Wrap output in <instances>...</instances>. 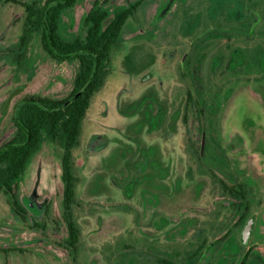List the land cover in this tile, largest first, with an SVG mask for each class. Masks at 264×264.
<instances>
[{"label": "rangeland", "instance_id": "374dc122", "mask_svg": "<svg viewBox=\"0 0 264 264\" xmlns=\"http://www.w3.org/2000/svg\"><path fill=\"white\" fill-rule=\"evenodd\" d=\"M96 1L64 11L65 40L84 36ZM103 1L111 13L140 7L74 151L77 249L67 245L62 149L44 140L19 182L25 219L0 193V264H241L249 245L245 264H264V0ZM26 18L22 4L0 2V146L25 96L72 88L75 66L51 59L40 33L20 53ZM215 173L245 185L241 225ZM232 244L242 254L233 259Z\"/></svg>", "mask_w": 264, "mask_h": 264}, {"label": "trees", "instance_id": "16d2710c", "mask_svg": "<svg viewBox=\"0 0 264 264\" xmlns=\"http://www.w3.org/2000/svg\"><path fill=\"white\" fill-rule=\"evenodd\" d=\"M8 3L14 0H6ZM62 0H34L33 3L25 4L27 18L24 33L21 38V46L27 44L35 33L41 34V44L46 54L57 62H69L75 66L74 78L70 93L64 98L25 96V99L39 101L48 109H57L67 100L79 92L89 81L95 65V57L90 53H83L70 58L57 57L50 48V41L43 23L42 13L46 6ZM97 0L84 19L85 34L74 40H65L60 31L61 18L64 11L73 7L77 0H68L50 8L46 14V21L52 33L57 52L63 55L90 51L97 55L98 70L96 77L83 95L59 112H48L35 103H26L19 110L21 124L31 133L28 144L10 148L0 154V193L8 198L15 214L25 219L24 206L19 199V182L24 174L29 160L40 150L44 140L59 146L61 153V170L64 185L63 194V218L68 227L69 238L68 250L75 252L80 241L81 233L74 221L73 208L78 205L77 187L79 177L74 151L80 145L83 123L92 105L95 95L104 86L108 66L111 61L112 51L120 43L121 33L134 14L140 7V3L132 6L117 8L113 13L106 8V1ZM191 92L188 93V101H193ZM14 133L10 140L0 146V149L11 144H24L27 133L18 125L13 118ZM226 194V183L218 177ZM226 187V188H225ZM167 263L166 261H162ZM168 264H173L168 262Z\"/></svg>", "mask_w": 264, "mask_h": 264}, {"label": "water", "instance_id": "95a60500", "mask_svg": "<svg viewBox=\"0 0 264 264\" xmlns=\"http://www.w3.org/2000/svg\"><path fill=\"white\" fill-rule=\"evenodd\" d=\"M68 0H62V1H59V2H54L48 6L45 7V9L43 10V13H42V19H43V23H44V26L46 28V31H47V34H48V38H49V41H50V48L52 50V52L59 58H70V57H74V56H77V55H80V54H83V53H90L92 54L94 57H95V65H94V70H93V73L89 79V81L87 82V84L79 91L77 92L73 97H71L69 100H67L62 106H60L59 108L57 109H48L46 107H44L39 101L37 100H34V99H27L25 100L24 102H22L18 107H17V110H16V121L18 123V125L27 133V140L24 144H20V145H17V144H11V145H7L5 147H3L2 149H0V154L2 152H4L5 150H8L10 148H14V147H18V146H22V145H26L29 143L30 139H31V133L21 124L20 122V119H19V110L20 108L26 104V103H35L37 104L39 107H41L42 109L48 111V112H59V111H62L64 110L67 106H69L72 102H74L78 97H80L81 95H83V93L86 92V90L89 88V86L92 84V82L94 81L95 77H96V74H97V70H98V58H97V55L93 52H90V51H80V52H77V53H71V54H68V55H63V54H60L59 52H57L56 48H55V44H54V40H53V37H52V33L48 27V24H47V21H46V14L48 12V10L54 6H58L60 4H65ZM252 226H253V221H250L248 223V225L246 226L245 230H244V233H243V236H244V241L247 242L250 238V235H251V231H252ZM251 248L246 252L245 256H244V259L242 260L241 264H245V262L248 260L249 256H250V253H251Z\"/></svg>", "mask_w": 264, "mask_h": 264}, {"label": "flooded vegetation", "instance_id": "af4514ba", "mask_svg": "<svg viewBox=\"0 0 264 264\" xmlns=\"http://www.w3.org/2000/svg\"><path fill=\"white\" fill-rule=\"evenodd\" d=\"M0 2H3V3H8L6 0H0ZM9 3H19V4H22L23 5V7L25 8V4H26V2H20V1H18V0H14V1H12V2H9ZM33 3V2H32ZM29 4H31V3H29ZM26 10V9H25ZM27 13V12H26ZM26 22V21H25ZM24 27H25V25H24ZM23 33H24V28H23V32H22V35H21V38H22V36H23ZM20 46H19V51H20V53H25V46L24 47H22L21 46V39H20V44H19ZM23 51V52H22ZM19 52H17V55H18V57H22L23 55L22 54H18ZM13 95H15V94H13ZM11 98H13V96L12 97H10V99ZM9 99V100H10ZM9 100H8V102L6 103V105H5V107H7L8 105H9ZM25 100H27V99H25ZM24 99H22L20 102H18V104L16 105V108H15V120H16V110H17V107L22 103V102H24L25 101ZM25 105V104H24ZM5 107H4V110H5ZM17 122V121H16ZM2 149V148H1ZM216 177H217V179H218V175L215 173L214 174ZM221 177V176H220ZM223 178L221 177V180H222ZM219 180V179H218ZM225 181V180H224ZM219 183H220V181H219ZM225 183H226V189L228 190V192L226 193V194H224L223 193V188H222V186H221V184H220V186H221V192H222V196L223 197H227V198H229V201L231 202V207L232 208H234V209H236V210H240L241 211V214H240V216H239V219H238V225H241L244 221H245V219H246V217H247V212H248V208H249V200H248V194H247V191H246V187H245V185H243V184H238V185H234V184H232V183H228V182H226L225 181ZM250 221H253V219L251 218V219H249L248 221H247V224H246V226L248 225V223L250 222ZM246 226H245V228H246ZM245 228H244V230H245ZM253 228H254V222H253V226H252V231H253ZM244 230L242 231V245L243 246H248L250 243H248L250 240H248L247 242H245L244 241V236H243V233H244ZM252 231H251V233H252ZM250 239V238H249ZM254 245H249L248 246V249L244 252V254L242 255L241 254V252H239L240 251V249L238 248V246H236V245H234L233 246V244L231 245V251H232V254H231V258L233 259V257L237 254V255H242V258L241 259H243V256H245V254H246V252L251 248L252 250H251V253H250V257L249 258H251L252 257V254H253V249H254ZM236 255V256H237ZM250 260V259H249ZM263 261V260H262ZM240 262H241V260H240ZM249 262V261H248ZM248 262L246 263V264H248ZM240 264V263H239Z\"/></svg>", "mask_w": 264, "mask_h": 264}, {"label": "crops", "instance_id": "0c3cea01", "mask_svg": "<svg viewBox=\"0 0 264 264\" xmlns=\"http://www.w3.org/2000/svg\"><path fill=\"white\" fill-rule=\"evenodd\" d=\"M134 17H135V16H134ZM131 20H134V18H131ZM143 21H144V20H143ZM123 31H124V29H123ZM123 31H122V32H123ZM124 39H125V38H123V36H120V41H121V40H124Z\"/></svg>", "mask_w": 264, "mask_h": 264}]
</instances>
